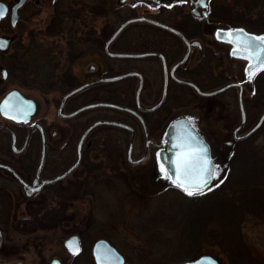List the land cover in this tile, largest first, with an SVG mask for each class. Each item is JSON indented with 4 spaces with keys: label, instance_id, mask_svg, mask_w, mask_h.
I'll return each instance as SVG.
<instances>
[{
    "label": "rangeland",
    "instance_id": "rangeland-1",
    "mask_svg": "<svg viewBox=\"0 0 264 264\" xmlns=\"http://www.w3.org/2000/svg\"><path fill=\"white\" fill-rule=\"evenodd\" d=\"M0 1L10 3L12 0ZM67 2L74 4L75 8L95 7L100 12L104 11L105 15L95 17L92 22L93 30L98 33L102 29L107 33L114 31L122 21L132 17V14L139 16L143 10L134 11L124 6L118 8V12L114 15L112 7H115L116 0H62L58 5H64ZM102 3L107 6L105 9L101 7ZM183 9L190 11L187 6H183ZM53 10L52 2H50L48 5H42L25 13L19 23L20 30L18 29L17 34L19 41L26 44L29 38L40 37V31L46 27L54 14ZM215 20L222 23H233V21L219 18H215ZM215 20L213 22L218 23ZM232 25L235 26V24ZM243 25L246 24L242 23L239 26L251 32H263L256 30V27L251 29L247 25ZM202 27L204 29H200L201 39L205 45L209 46L213 41L207 31L211 32L213 27L209 23L203 24ZM83 31L86 30L80 32ZM103 41L102 39L101 42ZM14 45L15 41L11 47ZM212 47L221 54L220 64L222 67L219 70L223 71L224 82L244 80L246 74L241 72L242 64L228 51L224 52L218 46ZM95 58L104 62L111 73L128 69L145 72L148 80H154L157 83L146 84L141 96L146 98L149 95L150 99L147 97L144 103L152 104L159 97L162 83L158 82L162 77H160V67L157 62L150 59L129 63L114 62L102 54ZM90 64H95L98 67L97 61L89 58H85L81 66L71 65L70 70L79 77L77 82L82 80L86 82V80L99 76L98 69L93 73L87 72ZM82 73L83 77H81ZM258 83H264V74L258 78ZM224 84L219 83V87ZM135 86L136 83H133V88ZM13 89L27 94L35 101L37 106L33 115L35 122L44 126L49 135L53 130L57 132L55 144L59 148L62 147L63 138L60 131L63 121L57 115V108L64 89L51 92L39 91L36 88L27 89L19 86L13 78H8L4 83L3 93ZM209 100L211 106L214 107L210 123L218 133L216 136L218 141L224 139L225 135L229 138L231 130L238 124L240 117L236 90H229L213 96ZM256 105L259 108L256 109L253 116H250L243 131L252 127L264 109V95L260 97ZM145 117L154 124L156 119L160 120L161 115L159 113L158 115L146 114ZM170 119L169 117L162 119V129ZM129 121L139 132L138 122L134 118H129ZM2 123L10 125L7 121H2ZM79 133L80 131H77L74 134L75 139L71 140L73 143H76ZM91 136L98 143L95 147V155L99 156L101 164L107 165V168L102 170L100 167L97 176L98 184L96 181H94L95 186L89 184L78 197L75 195L68 199L43 200L47 209L49 206L65 209L64 215L57 216L58 220L50 224L43 220L28 222L29 217L25 212H22L27 201L0 199V224L6 226L7 240L18 247L26 262H37L39 260L36 257L37 251H42L45 258L58 257L63 253L64 240L76 231L83 234V239L87 243L84 247L88 246L87 251L80 256L77 264H94L90 256V249L92 244L100 239L106 240L114 247L125 259V264H179L194 260L201 255H211L219 264H264V198H260L258 204L251 201L257 197V193L252 190V187L256 188L257 186L253 184L251 187L250 182H247L248 177L257 175V172L264 174V124L249 138L235 145L231 153L230 148L227 150L226 153H230L231 156L235 153V157L231 162L229 179L219 190L220 197L217 195L199 196L196 200L188 199V195L186 197V194L181 190L168 184L166 176L155 168L153 170L149 168L151 170L150 184L148 183V188H145L140 178L137 177V168L129 166L126 162L129 135L125 132L98 127ZM7 142L9 140L5 138L4 144ZM135 147L133 155L137 157L139 146ZM90 155L92 152L88 151L84 160L91 159ZM0 158L8 161L6 154ZM259 160L260 162H258ZM80 172L81 167L62 184L67 185L75 180ZM259 177L261 178V176ZM240 181L245 184V187ZM0 186L4 187L0 192L18 193V187L8 182L4 176H0ZM259 187L260 185H258ZM85 191L87 195H84ZM246 191L248 192L246 193ZM223 196H228L226 198L230 201L233 200L236 205H242L243 200L248 199V203L257 207L260 213L256 215L250 209L243 207L246 211L239 215L238 223L236 224L235 221L230 223L228 219L232 211L229 209V202L221 198ZM23 218L24 220H22ZM63 218L65 220L62 221ZM213 219H219L221 222H215ZM75 222H78V225L73 229L72 225ZM64 225L66 228L62 229Z\"/></svg>",
    "mask_w": 264,
    "mask_h": 264
},
{
    "label": "flooded vegetation",
    "instance_id": "flooded-vegetation-1",
    "mask_svg": "<svg viewBox=\"0 0 264 264\" xmlns=\"http://www.w3.org/2000/svg\"><path fill=\"white\" fill-rule=\"evenodd\" d=\"M16 1L17 0H12L10 3L1 1L8 6V12L5 17L0 19V37L9 38L10 43L6 50H0V101L7 93H3V87L4 83H6L8 78H10L9 65L7 64L9 62L10 56L14 58V60L13 58L12 60L15 61V63H18V56L20 54L21 46L25 47L32 44L31 38L27 40L26 44H22L17 38L18 29L20 30L19 23L22 16L25 13L29 12V10H35L42 5H48L50 2H52V9H57L56 5H58V3L60 2V0H25L23 6L17 11V21L13 26L10 23L11 10ZM187 3L188 2L186 1H177L167 4H161L156 7H149L143 3H134L132 1H126L125 3L119 5L115 3V7L113 8L114 15L118 12V8L125 6L134 11L143 9L141 10L140 15H144L150 18H152V16L158 15V17L163 20L162 22L177 25L179 27L178 29L180 30L177 31L181 36L173 32H167L172 36V38L168 40V43L166 44L167 49L165 48V51L164 47L162 51H128L124 47V43L129 39L130 34L126 33L125 30L131 25H135L133 23L126 25L123 30L107 45L108 40L112 37L118 27L129 18L122 21L114 31L109 33L104 32L103 29L98 33L93 30V26H91L92 32H80L81 30H85L84 28H88L84 26L81 18H61L62 31L59 33L58 37L48 38L46 40L50 41L56 39V44L62 46L59 60L60 64L54 67L55 76L59 75L61 78L58 83L64 86L61 100L70 91L78 87V85L80 86L91 81H100L95 82L87 88L69 96L65 100L62 109L63 115L58 116L63 121L64 127H62L60 131L63 138L62 147L60 148L55 144L58 136L57 132L53 130L50 135L47 134L46 128L40 123L35 122L34 116H31V119L28 123L22 124L15 123L12 120L6 119L0 113V126L6 125L2 123V121H7L10 124L6 125L8 129L0 128V157L5 156V147L9 149V152L6 154L8 161H4L2 158H0V164L6 165L10 169H12L23 182L22 183L21 181L17 180L16 177L7 169L0 168V176H4L8 180V182H11L18 187V193L16 194H10L9 192H0V199L7 198L9 200H19L21 202L27 201L25 204V209L21 210L23 213L25 212L27 214V217H29L27 220L28 222L43 220L47 221V223L50 224L51 222L58 220L57 216L64 215V208H55L49 206L48 209L46 208L42 211L39 210L37 211L39 212V214H35L36 209L28 208V205L35 204L43 200L46 201L55 199H68L73 198V196L75 195V197H78V195L83 192V189L85 187L87 188L89 184L95 186L94 181H96V184H98L97 176L99 174L100 167H102V170L107 168V165L104 164L106 166L105 167L103 164H101L102 161H100L99 156L95 155V147L98 143H96L92 139L93 136L90 137V135L98 127H104L109 130H116L118 132H125L129 135L126 150V162L127 164H129V166L137 168V177L140 178L145 188H148V183L150 184L149 179L151 178V176L149 174L151 173V170H153V168L157 169L155 163V149L168 123L167 122L165 127H163L164 129L161 128V124L163 121L162 119H164L165 117H169L170 119L171 117H175L183 113H198L200 117L199 126L202 129L205 137L207 138L211 150L214 152H227V150L230 148L231 153L235 145L247 139L246 138L244 140L233 142V134H236V136H242L246 134L255 126L259 119L258 117L252 127L247 129L246 131H243V129H245L247 125V122L249 121L250 116H253V113L256 111V109L259 108L256 105L257 102L259 101L260 97H263L264 95V83H258V78L264 74V69L252 75V78L250 81H248V83H243L244 80H229L224 82L225 79L224 77H222L223 71L219 70L222 67V64H220V62L222 61L221 54L219 52H216L212 46H218V48L223 49L224 52L228 51L230 54V50L232 47L217 35V31H221L225 23L216 21L215 17H212L210 15L209 7V15L207 20L202 16H195L191 14L190 11H184L183 6L189 7ZM101 5H103V3ZM133 16L136 15L133 14ZM213 20L218 23H214ZM140 23L144 24L147 22ZM208 23L213 27L211 32L209 30L207 31L209 37L212 38L211 41H213L209 44V46L204 44L200 36V29H204L202 25ZM140 36L146 37V34L143 33L140 34ZM84 38L90 39L87 47L84 46ZM119 38L120 41H118ZM102 39L104 41L101 42V47H93L94 44L98 45V41H101ZM14 41L15 45L14 47H11ZM68 41H71V44L75 41V44L77 45L76 47H73L72 53L70 54L68 52ZM109 52L117 54L153 53V56L142 58L114 57L110 56L108 54ZM100 54L106 56L111 61L121 63L143 61L148 59L157 62L160 67L159 74L160 77H162L159 80L160 82H158L162 84L157 100L152 104L144 103L147 97H149L150 99L149 95H147L146 98H144L145 96H141L147 86L146 84L157 83L154 80H148L145 72L137 69H128L122 72L111 73L104 62H101L99 61V59L95 58V56H100ZM85 58H89L90 60L93 59L98 63V67H96L95 64H90L87 72L93 73L94 70L98 69L100 71V74L99 76L86 80V82H83V80L77 82L79 77L75 75L74 72L70 70V68L73 64L81 66L82 61H84ZM234 58L242 64L241 72H243V74H246L248 60L239 57ZM183 59L185 61L176 66V64ZM3 71H5L4 79H2ZM128 72H132L134 74L116 80H106L123 75ZM81 75V77H83V73ZM70 83L74 84L71 85ZM117 83H136V86L132 90V84H121L116 86ZM139 83H141V90L138 97L140 105H142V107H151L161 101V104L151 112H138L137 110L136 90L139 86ZM195 83H199V85H202V83H205V85L206 83L240 84L239 86H233L219 93L223 94L232 89L236 90V101L240 117L238 124L231 130L229 138L227 135H225L224 139L218 141V138L216 137L218 133L216 132L215 127L210 123V121L212 122V120L210 119L214 114V107L211 106L209 99H211L213 96H206L201 94L200 92L207 93L210 91L201 89ZM195 87H197L200 92H197L195 90ZM88 92V95H90L91 97L85 98L83 95ZM21 93L26 98L31 99L27 94L23 92ZM247 95L249 96L247 97ZM240 96L243 105V116L240 108ZM61 100L59 102V105L61 103ZM132 100L133 106L130 107V103ZM86 101L87 103L85 104L84 102ZM90 103H99L102 105L70 116L79 108ZM126 104H128V107H126ZM128 109L138 112L141 120L137 116L132 114ZM158 113L159 115H161V118L160 120L154 118L156 119L154 124L152 122H149L145 117L146 114L158 115ZM129 118H134L138 122L140 127L139 132H137L136 129L131 125ZM97 121L110 122V124L100 125L90 131L83 140L80 149L78 150L77 148L81 135L88 126ZM263 123L264 120L257 130L262 127ZM35 124H38L40 127L35 126ZM32 125L34 126L31 127ZM130 128L134 131V140L132 141V144V132ZM77 131H80V133L77 137L76 143H73L71 140L73 138L75 139L74 134H76ZM27 134H29L28 138ZM5 138L6 140H9L7 144H4ZM136 145L139 146V153L137 157L133 155ZM129 147L130 159L127 156ZM88 151H91L92 155H90L91 159H88L86 161L84 160V156ZM78 153L80 154L78 164L67 175L57 181L48 182L49 180L55 179L57 176L69 169L77 160ZM72 156L74 157L71 160ZM36 157L37 160L35 161ZM142 158L143 160L140 163H134ZM80 167L81 172L79 175H77L75 180L67 183V185H63L62 183L65 182V180H67L71 175L76 173L77 169ZM149 168H151V170ZM229 171L230 169L228 170L227 175L223 176L222 180L226 179ZM2 188L4 187L0 186V191ZM84 195H87L86 191L84 192ZM22 220H24V218ZM63 220H65V218H63L62 221ZM77 225L78 222L73 223V229H75ZM65 228V225L62 226V229ZM72 236H76L78 238L79 251L77 253L72 254L69 248L65 245L66 240L69 238L68 237L62 244L63 253L59 254L58 257L51 256L49 258H45L42 254V251H37L36 257L39 258V260L37 262L28 263L24 260V256L20 254L18 247L7 240L8 231L6 229V226L0 224V264H50L55 259L58 260L59 264H77L80 256H82V254L87 251L88 246L86 245L84 247V245L87 243L84 241L82 233L75 231L70 237ZM95 242L92 244L90 249V256L93 259L94 264H96V262L92 254V249Z\"/></svg>",
    "mask_w": 264,
    "mask_h": 264
},
{
    "label": "water",
    "instance_id": "water-1",
    "mask_svg": "<svg viewBox=\"0 0 264 264\" xmlns=\"http://www.w3.org/2000/svg\"><path fill=\"white\" fill-rule=\"evenodd\" d=\"M126 1H132L134 3H143L149 7H156V6H159L161 4L169 3L172 1H178V0H118V4H123ZM186 1L188 2L190 11L193 15L202 16L206 20L208 19L207 0H186ZM24 2H25V0H17L16 3L12 6L11 20H10L11 25H13V26L15 25V23L17 21V16H18L17 11L19 8H21L23 6ZM0 6H2V9H0V10L3 11V15L0 16V19H1V18L5 17V15L7 14L8 6L1 1H0ZM136 22H148V23L154 24L156 26H159L163 29H166L170 32H173L175 34H179V36H181L180 33L178 31H176L175 29H173L172 27L161 24V23H159V22H157L151 18L141 16V17H137V18L128 19L123 24H121L118 27V29L115 31V33L112 35V37L108 40L107 45L123 30V28L126 25L136 23ZM229 29H232V30L243 29L245 33H252V34H256V35L264 34V32H260V33L251 32V31L246 30L244 27L239 26L237 24H235V26H233L232 24H224L223 29H221V31L220 30L217 31V35L219 38H221L224 42L228 43L232 47L230 50V55L232 57L242 58L241 55L239 54V52H237V54H234V51H236L238 48V44L234 43L233 41L242 40L244 37L238 36L235 34H229L227 31ZM0 38H2L5 41V46L0 47V50L4 51L8 48L9 43H10V39L6 38V37H0ZM106 48H107V46H106ZM108 54L110 56H114V57H138V58H142V57H147V56H153V53L117 54V53L109 52ZM243 59H245V58H243ZM184 61L185 60L183 59L182 61L177 63L176 66L183 63ZM248 67H249V62H248L247 68ZM263 69L264 68H260V67H257L256 69H254L250 78H249V73L246 72L243 83H245V82L248 83V81L251 80L252 75L262 71ZM2 73H3L2 79H4L5 78V71H3ZM132 74H134V73L128 72V73H125L123 75L113 77V78H109L106 80H116V79L123 78V77L129 76V75H132ZM98 81H100V80L91 81L89 83L82 84L79 87L70 91L67 95H65L61 100V103H60L59 108L57 110V115L58 116L63 115L62 109H63L64 103H65V100L69 96L87 88L88 86H90V85H92ZM236 85L239 86L240 84L228 83L219 89H216V90H213V91H210L207 93L200 92L196 87H195V90L197 92H200L203 95H206V96H214V95H217V94H219V93H221V92H223V91H225V90H227L233 86H236ZM140 90H141V83H139V86L137 87V90H136V103H137L138 112H151L161 104V101H160L151 107H147V108L142 107L140 105L139 97H138ZM101 105L102 104H99V103H92V104L85 105V106L79 108L78 110H76L70 116L81 113L85 110L95 108L97 106H101ZM36 107H37L36 103L33 100L26 98L19 90H16V89H13V90H10L9 92H7L0 101V113L2 114V116L6 119L12 120L15 123H22V124L28 123L31 119V116H33L34 113L36 112ZM240 108H241L242 116H243V105H242L241 96H240ZM17 109H19V110H17ZM128 110L141 120L138 112H135L131 109H128ZM6 112H7V114H6ZM13 117H15V119ZM189 118H191V121H189ZM199 118L200 117H199L198 113H183V114H179V115L173 117L172 119H170V121L167 123V125H166V127L162 133V136L159 139L157 146H156V149H155V163L157 166V171L161 172L160 166H161V164H163L164 168L168 172V175L164 174L166 176L167 183L170 184L171 186H174V187L180 189L183 193H185L188 196H194L197 194L194 193V194L190 195V194L186 193L177 183H174L173 180L171 178H169V176L174 174L175 176H177L180 179L181 182H184L185 177L183 174V167H182L181 162L185 157L194 158L196 153L201 148L207 149V159L218 170V174L210 178V180L208 182V189L213 187L224 176V174L226 173V171L228 169V161H227L226 152L216 153V152H213L211 150L209 142H208L207 138L205 137L202 129L199 126V122H200ZM263 120H264V111L262 112V114H261L260 118L258 119L257 123L255 124V126L249 132H247L246 134H244L242 136H236V134H233V136H234L233 142H237L239 140H244V139L248 138L251 134H253L260 127ZM103 124H110V122L97 121V122L92 123L90 126H88L80 137L77 149L78 150L80 149V147L83 143V140L85 139V137L87 136V134L90 131H92L96 127L103 125ZM33 126L34 125H32L31 127H33ZM35 126L40 127L38 124H35ZM0 128L8 129L7 126H0ZM130 130L132 132V137H131V144H132V141L134 140V131L131 128H130ZM28 136H29V134H27V138H28ZM186 137H191V140L187 145H184V144H182V138H186ZM228 144H231V143H228ZM157 154H159V156ZM127 156L130 159V147L128 149ZM79 159H80V154L78 153L77 160L69 169L64 171L62 174L57 176L55 179L49 180L48 182H54V181H57V180L63 178L78 164ZM142 160H143V158L140 159L139 161L134 162V163H140ZM0 168L7 169L11 174H13L16 177L17 180L21 181V179L17 176V174L12 169H10L8 166L0 164ZM192 178L193 179L196 178L194 170L192 172ZM156 183L159 184L158 182H156ZM73 240L78 242V238L76 236H72L66 240L65 245L67 246V242L73 241ZM78 246H79V243H78ZM70 252L72 254H74L72 251H70ZM92 254H93V257H94L96 264H124V262H125L123 256L114 247H112L107 241H105L103 239H100V240L95 242L93 249H92ZM54 262H58V260L55 259L50 264H54ZM58 264H59V262H58ZM179 264H219V262L211 255H201V256L195 258L194 260L185 261V262H182Z\"/></svg>",
    "mask_w": 264,
    "mask_h": 264
},
{
    "label": "trees",
    "instance_id": "trees-1",
    "mask_svg": "<svg viewBox=\"0 0 264 264\" xmlns=\"http://www.w3.org/2000/svg\"><path fill=\"white\" fill-rule=\"evenodd\" d=\"M60 0L59 3H61ZM209 12L211 16H215V18L224 19L228 21H233L234 24L242 25L245 23L247 27L253 29H261L264 30V0H209ZM55 6V5H54ZM57 9H54V14L47 24V26L40 31V37H36L32 39V44L29 46H21L20 54L18 56V63H15L14 58L10 56L9 62V76L13 78L17 84L23 88L27 89H37L39 91L49 92V91H56L64 89V86L58 83L60 81V76H55L54 67L60 64V54H61V45L56 44V39L46 41L48 38H55L58 37L59 33L62 31L61 24H62V17H68L71 19H82L84 26L88 28H84L86 31H91L92 22L94 21L95 17L100 15H105L104 11L100 12L95 7H87L84 6L80 8H75L74 4L72 5L71 2H67L64 5H56ZM55 6V7H56ZM103 9L107 6L105 4L101 5ZM109 7V6H108ZM111 8V7H109ZM114 7H112L113 10ZM116 12V11H115ZM132 17L133 14L131 15ZM153 20L170 26L173 29L179 30L177 25L168 24L166 22H162L158 15L152 16ZM135 25H131L128 27L125 32L130 34L129 39L125 41L124 47L131 52H147V51H162L164 47L167 49L168 40L172 38V36L167 33L170 32L166 29H163L159 26H156L151 23H144L141 24L140 22L133 23ZM172 25V26H171ZM243 25V26H246ZM249 25V26H248ZM176 27V28H175ZM180 31V30H179ZM92 32V31H91ZM146 34V37H141L140 34ZM120 41V38L118 39ZM68 52L69 54L72 53L73 47H76L75 41L70 43L68 41ZM90 42V39L84 38V46L87 47V44ZM75 44V45H74ZM102 43L99 40L98 45L94 44L93 47H101ZM116 47V45H115ZM71 57V56H69ZM13 58V60H12ZM13 61V66H12ZM70 63V62H69ZM262 77V76H260ZM71 85L74 83H70ZM121 84H132L133 83H117L116 86ZM197 84L201 89L211 91L217 89L219 87V83H202V85ZM88 93L84 94L85 98L91 97ZM85 104L87 103L84 102ZM263 104V103H262ZM133 106V100L130 103V107ZM128 107V104H126ZM264 124V123H263ZM263 126V125H262ZM262 128V127H261ZM260 128V129H261ZM9 149L5 147L4 153L7 154ZM235 153L229 157L230 169L231 171V162L234 160ZM254 160H256L254 158ZM257 161V160H256ZM260 162V160L258 161ZM229 171V172H230ZM228 172V171H227ZM231 173V172H230ZM227 175V174H226ZM229 173L225 180H220L215 186L211 187L207 191L196 195V196H188L190 200H196L199 196L206 197L217 195L220 197L219 190L221 189L222 185L229 179ZM261 176V178L259 177ZM242 184L243 182L240 181ZM247 182H250V186L256 185L257 187H252V190L257 193V197L254 200L255 204H258L260 198H264V174L261 172H257V175L253 177H248ZM258 185L260 187L258 188ZM245 187V184H243ZM231 192V191H230ZM248 191H246L247 193ZM231 196V195H230ZM187 197V195H186ZM226 197H221L224 201L229 202V209H231L232 213L229 216V222L238 223V217L241 213L246 211L243 207L250 209L252 213L259 215L260 210L257 207H253L248 203V199L243 200V204H235L234 201H230ZM28 208H35V214H39L37 211H42L47 208L45 201H39L35 204L28 205ZM259 208V207H258ZM264 212V206H263ZM45 215V213H44ZM215 222H219V219H213ZM212 222V220H211ZM210 222V223H211ZM221 222V221H220ZM238 235V233H237ZM213 237H215L213 235ZM239 238V236H238ZM240 240V238H239ZM218 241V240H217ZM216 241V242H217ZM232 242V240H230ZM240 242V241H239ZM233 243V242H232ZM235 244V243H234ZM237 244H239L237 242Z\"/></svg>",
    "mask_w": 264,
    "mask_h": 264
},
{
    "label": "snow or ice",
    "instance_id": "snow-or-ice-1",
    "mask_svg": "<svg viewBox=\"0 0 264 264\" xmlns=\"http://www.w3.org/2000/svg\"><path fill=\"white\" fill-rule=\"evenodd\" d=\"M2 9V6H0ZM3 15V11L0 10V16ZM229 34H235L238 36L244 37L242 40L233 41L238 44V48L234 51V54L241 55L242 58H245L249 62V67L246 69V72L249 73V78L257 67L264 68V34L256 35L252 33H245L243 29L240 30H227ZM5 46V41L0 38V47ZM19 110V109H17ZM7 114V112H6ZM15 119V117H13ZM191 121V118H189ZM191 140V137L182 138V144L187 145ZM159 156V154H157ZM184 182H181L180 179L174 174L169 176L174 183H177L186 193L188 194H200L208 190V182L211 177L218 174V170L213 166L210 161L207 159V149L201 148L195 155L192 157H185L182 162ZM161 172L165 175H168L167 170L161 164ZM195 171L196 178H192V172ZM69 250L74 254L79 251L78 242L73 240L67 242ZM58 264V262H54Z\"/></svg>",
    "mask_w": 264,
    "mask_h": 264
}]
</instances>
